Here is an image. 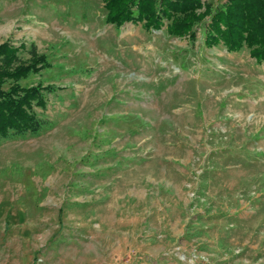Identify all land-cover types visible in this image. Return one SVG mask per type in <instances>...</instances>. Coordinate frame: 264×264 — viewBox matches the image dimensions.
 Masks as SVG:
<instances>
[{
  "label": "rangeland",
  "instance_id": "374dc122",
  "mask_svg": "<svg viewBox=\"0 0 264 264\" xmlns=\"http://www.w3.org/2000/svg\"><path fill=\"white\" fill-rule=\"evenodd\" d=\"M227 0H203L214 10ZM100 0H0L55 123L0 141V264H264V64L105 22ZM167 22L164 20V24Z\"/></svg>",
  "mask_w": 264,
  "mask_h": 264
},
{
  "label": "trees",
  "instance_id": "16d2710c",
  "mask_svg": "<svg viewBox=\"0 0 264 264\" xmlns=\"http://www.w3.org/2000/svg\"><path fill=\"white\" fill-rule=\"evenodd\" d=\"M106 11L105 22L120 27L126 23L159 31L170 37H195L194 27L209 17L205 44L224 46L229 53L245 48L258 64H264V0H227L214 10L203 0H100ZM164 20L167 22L164 24ZM24 62L19 48L0 44V141L38 137L55 123L35 111L46 110L49 95L58 91L54 85H22L34 74L47 68L42 56Z\"/></svg>",
  "mask_w": 264,
  "mask_h": 264
}]
</instances>
